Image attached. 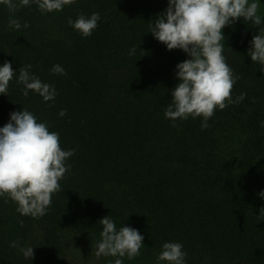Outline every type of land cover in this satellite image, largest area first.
I'll return each mask as SVG.
<instances>
[{"label":"trees","instance_id":"16d2710c","mask_svg":"<svg viewBox=\"0 0 264 264\" xmlns=\"http://www.w3.org/2000/svg\"><path fill=\"white\" fill-rule=\"evenodd\" d=\"M252 2L260 26L237 18L221 30L222 55L239 77L231 97L246 96L216 109L203 129L202 117L164 116L176 65L190 59L150 33L168 0H75L52 13L0 4V67L11 63L15 73L0 94V128L26 109L75 150L44 216H21L0 197V264H115L120 257L95 255L105 216L144 237L140 255L123 264H168L157 260L168 242L182 244L185 264H264V65L247 54L264 30V0ZM94 12L101 19L90 37L67 23ZM29 64L54 86V101L23 95L19 69ZM26 247L32 259L19 251Z\"/></svg>","mask_w":264,"mask_h":264},{"label":"clouds","instance_id":"9594fccd","mask_svg":"<svg viewBox=\"0 0 264 264\" xmlns=\"http://www.w3.org/2000/svg\"><path fill=\"white\" fill-rule=\"evenodd\" d=\"M75 0H0L10 12L20 7L35 4L41 13L58 12ZM259 4L249 0H168L164 14L157 16L150 24V33L164 44L167 50L180 49L190 59L176 65L178 84L171 91V104L164 112L165 118L176 121L202 117L201 128L208 127L216 109L223 110L229 104L241 102L246 94L236 100L231 97L233 85L239 77H234L231 68L222 55L224 36L222 29L235 23L237 18L251 21L257 26L262 18L257 15ZM101 19L99 13L90 17L80 15L67 23L83 38L90 37ZM9 27L19 30L17 19L9 20ZM23 27L27 28L25 24ZM248 56L252 62L264 65V30L251 40ZM136 48L129 50L134 55ZM31 65L19 69L17 83L24 86L23 95L32 91L42 97L43 102L54 101V86L42 82L30 72ZM54 74L66 75L60 65L52 68ZM11 63L0 67V94L6 95L9 82L14 76ZM63 117L66 110L58 113ZM175 126V124H173ZM75 150L61 148L59 134L50 132L45 123L37 122L28 110L10 114L9 122L0 128V197H7L17 204L16 211L21 216L33 218L46 214L51 204L52 194L60 191V183L70 165H66ZM264 199V191L259 193ZM264 215V208L260 209ZM21 225L23 221H20ZM102 225L101 240L96 245L97 257H127L129 260L140 255L144 237L138 230L121 227L117 230L114 221L105 216L99 221ZM11 247H18L13 241ZM177 242L164 243L158 261L168 264H185L186 253ZM25 258L32 259L33 247L20 248ZM115 264H123L122 259Z\"/></svg>","mask_w":264,"mask_h":264}]
</instances>
